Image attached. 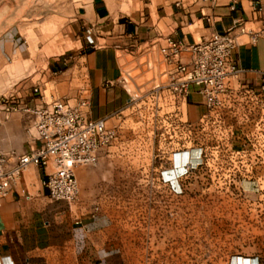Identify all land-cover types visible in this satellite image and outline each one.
Listing matches in <instances>:
<instances>
[{"label":"crops","instance_id":"obj_1","mask_svg":"<svg viewBox=\"0 0 264 264\" xmlns=\"http://www.w3.org/2000/svg\"><path fill=\"white\" fill-rule=\"evenodd\" d=\"M172 2L165 7L162 15L148 20L145 24L146 38L140 41L138 33L141 25L114 19L106 0H86L80 5L78 18L84 28L93 27L94 33L88 36L84 30V37L88 40L84 41V45L80 41V45L84 46L83 52L74 56V63L70 65H67L66 57L58 56L50 57L44 68L30 70V67H23L26 48L18 35L12 31L2 33L0 63L14 62L17 74L14 77L8 75L10 83L6 85V93L0 96L13 92L22 105L34 106L54 98L73 100L79 92L86 90L90 95L88 115L104 118L107 125L120 131L133 115L137 116L141 111L138 105L142 101L139 97L133 100L132 96L141 95L153 80L159 78L161 58L158 46L164 37L171 36L184 43L198 42L214 31L233 27L236 21L240 20L246 27H259L264 18V0ZM232 3L234 9H231ZM97 9L101 10L100 14ZM238 39L239 45L234 54L243 69L240 78L258 84L264 73V37L253 41L242 34L238 35ZM137 70L138 73L132 75ZM125 72L132 75L126 86L120 82ZM148 72H151V77L141 79ZM35 84H39L44 92L51 84L55 91L50 97L44 94L40 98L38 93L33 92ZM63 87L66 88L64 93L61 92ZM179 109L192 124H196L207 110L198 92H193L189 102ZM33 118L32 113L22 110L5 113L0 106V147L3 151L21 154L38 145L32 127ZM147 131L153 142H160L161 138L155 137L150 126ZM213 134L218 138L225 136V132L219 130ZM203 135L206 134L201 131ZM256 136L248 138L250 143L244 146L242 153L247 156L249 166L253 164L258 168L252 172L249 169V172L264 176V151L256 144ZM222 138L232 151L241 148L242 140L239 138ZM163 144L168 151L166 160L172 167L193 163L198 157L197 149L179 151L175 145L164 140ZM185 152L189 153L184 156ZM255 157L258 161L251 163ZM75 172L79 179V197L74 203L51 199L43 185L45 172L34 164L27 167L8 195L0 197V264H105L103 245L106 227L101 212L91 200L95 197L94 193L91 191V196H87L89 189L83 175L88 170L79 165ZM254 174L248 173L247 179H243L245 187L251 188L255 183V179H251ZM232 264L262 263L259 259L238 256Z\"/></svg>","mask_w":264,"mask_h":264},{"label":"rangeland","instance_id":"obj_2","mask_svg":"<svg viewBox=\"0 0 264 264\" xmlns=\"http://www.w3.org/2000/svg\"><path fill=\"white\" fill-rule=\"evenodd\" d=\"M106 1L114 19L141 25L140 41L146 38L148 20L173 3ZM85 2L0 0V35L6 31L18 35L26 48L23 67L30 70L44 68L50 57L63 56L67 65L73 64L74 56L84 49L80 41L84 45L88 40L78 18ZM12 63H0V94L6 93L8 75L17 74ZM150 77L148 72L141 79ZM54 91L48 84L44 93L50 97ZM148 106L138 105L140 113L99 151L95 165H81L88 170L83 175L87 196L94 193L91 200L106 227L105 264H232L238 256L264 264V176L249 172L258 168L249 166L242 152H233L225 144L221 150L213 149L209 138L203 141L202 165L172 167L163 139L153 142L147 131ZM217 158L222 160L219 165ZM248 173L254 174L251 188L242 183Z\"/></svg>","mask_w":264,"mask_h":264},{"label":"built area","instance_id":"obj_3","mask_svg":"<svg viewBox=\"0 0 264 264\" xmlns=\"http://www.w3.org/2000/svg\"><path fill=\"white\" fill-rule=\"evenodd\" d=\"M85 33L92 36L93 27L85 28ZM242 34L253 41L264 37V18L259 27H246L236 21L233 27L214 31L198 42L164 37L158 46L159 78L141 95L131 98L139 97L148 103L150 129L155 137L175 145L179 151H199L196 163L186 164L185 169H196L204 163L203 141L207 138L216 150H221L223 144L232 149L222 137L239 138V153L250 143L249 137L258 135L256 144L264 151V73L258 84L240 78L243 69L234 53L238 35ZM131 79L132 75L125 72L120 82L126 86ZM33 92L40 98L45 94L39 84L33 86ZM193 92L202 96L207 109L196 124L190 123L179 109L189 102ZM0 97L5 113L22 110L34 115L32 127L38 141L35 148L21 154L7 153L0 147V197L8 195L27 167L34 164L45 172L43 185L51 199L74 203L79 194L75 168L95 165L99 151L117 138V127L107 125L104 118L88 115L90 95L86 90L73 100L54 98L34 106L22 105L13 92ZM216 130L225 132V136L216 137ZM201 131L206 135L201 136ZM256 160L255 157L251 163ZM221 161L217 158L216 165Z\"/></svg>","mask_w":264,"mask_h":264},{"label":"trees","instance_id":"obj_4","mask_svg":"<svg viewBox=\"0 0 264 264\" xmlns=\"http://www.w3.org/2000/svg\"><path fill=\"white\" fill-rule=\"evenodd\" d=\"M97 12L100 14V13H101V10H98V9H97Z\"/></svg>","mask_w":264,"mask_h":264},{"label":"bare ground","instance_id":"obj_5","mask_svg":"<svg viewBox=\"0 0 264 264\" xmlns=\"http://www.w3.org/2000/svg\"><path fill=\"white\" fill-rule=\"evenodd\" d=\"M186 150H187V149H186ZM181 151H182V150H181ZM196 159H197V158H196ZM188 163H192V162H188ZM188 163H187V164H188ZM192 164H193V163H192Z\"/></svg>","mask_w":264,"mask_h":264}]
</instances>
